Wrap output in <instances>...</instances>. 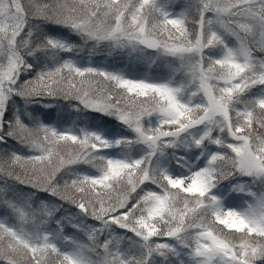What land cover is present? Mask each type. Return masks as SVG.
<instances>
[{
    "label": "snow or ice",
    "instance_id": "1",
    "mask_svg": "<svg viewBox=\"0 0 264 264\" xmlns=\"http://www.w3.org/2000/svg\"><path fill=\"white\" fill-rule=\"evenodd\" d=\"M0 264H264V0H0Z\"/></svg>",
    "mask_w": 264,
    "mask_h": 264
}]
</instances>
